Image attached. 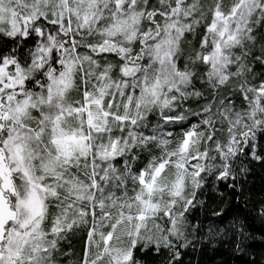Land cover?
Instances as JSON below:
<instances>
[{
  "label": "snow or ice",
  "instance_id": "snow-or-ice-1",
  "mask_svg": "<svg viewBox=\"0 0 264 264\" xmlns=\"http://www.w3.org/2000/svg\"><path fill=\"white\" fill-rule=\"evenodd\" d=\"M262 24L264 0H0V264H55L82 227L80 264L187 247L205 177L235 180L246 147L264 159Z\"/></svg>",
  "mask_w": 264,
  "mask_h": 264
},
{
  "label": "trees",
  "instance_id": "trees-1",
  "mask_svg": "<svg viewBox=\"0 0 264 264\" xmlns=\"http://www.w3.org/2000/svg\"><path fill=\"white\" fill-rule=\"evenodd\" d=\"M255 35L258 43L253 53L259 56L264 47V24L256 27ZM109 59L115 62V57ZM252 68L249 83L264 81V65L252 60ZM195 84L206 98L211 97L204 84L199 81ZM220 95L235 101L237 109L246 106L235 87L222 91ZM203 103V100H190L187 107L199 111ZM158 119L149 117L152 124ZM196 121L197 118L189 113V119L183 124L170 126L173 135L179 138L188 125ZM226 127L217 133L222 140L227 138ZM252 143L256 154L264 157V136L259 131ZM149 155L141 152L140 160L133 165L134 170L145 163ZM233 167L238 170L235 180H220L215 174L205 177L203 187L196 193L194 206L186 213L184 235L187 247L180 246L183 241H175L174 250L138 249L135 258L139 264H264V159H253L246 147L244 155ZM86 234V227L67 234L60 242L59 248L63 250L60 254L56 252L55 258L65 261L64 264H80ZM173 251L179 253L178 258L174 257Z\"/></svg>",
  "mask_w": 264,
  "mask_h": 264
},
{
  "label": "rangeland",
  "instance_id": "rangeland-1",
  "mask_svg": "<svg viewBox=\"0 0 264 264\" xmlns=\"http://www.w3.org/2000/svg\"><path fill=\"white\" fill-rule=\"evenodd\" d=\"M62 250H63V248H58L57 252L60 254ZM54 260H55V264H64L62 262H65V261L60 262L57 257L55 258V255H54Z\"/></svg>",
  "mask_w": 264,
  "mask_h": 264
}]
</instances>
